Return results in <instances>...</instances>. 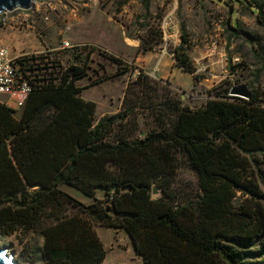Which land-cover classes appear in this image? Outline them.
Masks as SVG:
<instances>
[{"label":"trees","instance_id":"16d2710c","mask_svg":"<svg viewBox=\"0 0 264 264\" xmlns=\"http://www.w3.org/2000/svg\"><path fill=\"white\" fill-rule=\"evenodd\" d=\"M139 1L148 8L147 0ZM255 11L264 28L263 13ZM228 28L230 37L241 33L236 23ZM181 41L173 50L174 65L192 74L186 40ZM85 76L84 66H67L58 83L46 80L32 90L18 118L0 103V235L38 228L44 264H102L106 251L94 224L123 230L142 264H264L259 95L231 97L230 87L224 99L196 109L170 102L168 127L161 124L134 142L110 143L106 136L131 111L123 108L94 122L96 105L81 97L76 84ZM177 153L197 175L201 194L194 207L175 204L171 177ZM61 186L78 189L92 203L75 200ZM154 186L161 196L153 199ZM97 190L104 201L94 198ZM61 200L85 218L54 214ZM50 207L53 223L41 228Z\"/></svg>","mask_w":264,"mask_h":264},{"label":"rangeland","instance_id":"374dc122","mask_svg":"<svg viewBox=\"0 0 264 264\" xmlns=\"http://www.w3.org/2000/svg\"><path fill=\"white\" fill-rule=\"evenodd\" d=\"M48 1L52 9L46 11V20L41 18L42 11L13 13L10 17L23 20L24 28L0 29V41L12 56L32 57L31 69L44 81L58 83L67 66H84L86 76L76 84L83 99L96 105L94 122L123 108L131 111L126 121L113 127L106 142L142 139L159 130L161 124L168 127L173 117L167 103L196 109L209 100L224 99L230 87L244 86L256 92L264 108V28L257 24L255 15V10H260L264 16V0H147V9L139 0ZM41 2L34 0L32 10ZM233 23L241 31L238 37H230L228 25ZM181 37L195 68L192 74L174 68L172 63ZM62 40L71 47L59 49ZM141 41L145 49L139 46ZM98 81L99 85L89 87ZM13 116L18 118L20 112ZM174 159L171 190L176 195L175 204L194 207L201 194L197 175L181 154ZM259 168L264 170V164ZM156 188L153 199L161 196ZM61 189L85 205L93 201L76 188ZM94 198L104 201L103 191L97 190ZM51 210L46 209L41 228L53 223L47 215ZM53 212L85 218L63 200ZM93 230L106 251L102 264H142L123 230L98 224ZM40 247L38 228L0 235V249L6 250L13 264H44L38 258ZM248 264L258 263L250 259Z\"/></svg>","mask_w":264,"mask_h":264},{"label":"built area","instance_id":"2783aa9c","mask_svg":"<svg viewBox=\"0 0 264 264\" xmlns=\"http://www.w3.org/2000/svg\"><path fill=\"white\" fill-rule=\"evenodd\" d=\"M39 6H31L27 10L14 9L12 11L0 12V29L10 28L15 30H23V20L12 16L13 13L29 12L32 14L41 13V18L46 20V11L52 9V5L48 0H41ZM71 46L67 41L62 40L59 49H69ZM32 57L27 54L12 56L9 49L0 41V103L8 109L18 112L20 111L30 93L34 88H39L45 83L44 78L35 75L36 70L32 64Z\"/></svg>","mask_w":264,"mask_h":264},{"label":"water","instance_id":"95a60500","mask_svg":"<svg viewBox=\"0 0 264 264\" xmlns=\"http://www.w3.org/2000/svg\"><path fill=\"white\" fill-rule=\"evenodd\" d=\"M34 0H0V12L14 9L27 10ZM228 95L247 100L250 92L244 86L231 87ZM155 193V190L152 191ZM0 264H13L11 258L6 255V250L0 249Z\"/></svg>","mask_w":264,"mask_h":264},{"label":"crops","instance_id":"0c3cea01","mask_svg":"<svg viewBox=\"0 0 264 264\" xmlns=\"http://www.w3.org/2000/svg\"><path fill=\"white\" fill-rule=\"evenodd\" d=\"M174 61L172 60V63H173ZM174 66V68H175V65H173ZM100 84V83H99ZM99 84H97V85H99ZM94 86H96V85H94ZM93 87V86H92ZM81 97H82V95H81ZM83 98V97H82Z\"/></svg>","mask_w":264,"mask_h":264}]
</instances>
